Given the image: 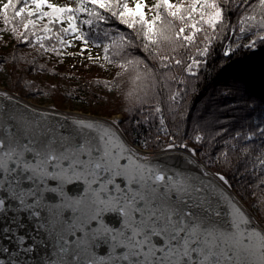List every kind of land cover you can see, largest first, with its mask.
I'll list each match as a JSON object with an SVG mask.
<instances>
[{
    "label": "snow or ice",
    "instance_id": "1",
    "mask_svg": "<svg viewBox=\"0 0 264 264\" xmlns=\"http://www.w3.org/2000/svg\"><path fill=\"white\" fill-rule=\"evenodd\" d=\"M0 20L14 47L57 56L73 55L66 49L77 41L80 55L100 49L102 56L88 59L119 71L96 83L118 89L134 101L125 111L147 112L144 122L158 119L166 134L165 112L175 113L186 90L171 87L186 84L176 68L196 76L217 41H229L225 57L264 45V0H0ZM27 63L34 65L35 57ZM0 97L12 99L5 92ZM15 119L0 121V213L26 214L55 237L58 259L48 264H264V222L244 211L222 173L213 174L217 184L205 182L206 169L197 179L153 165L126 139L119 118H72V133L31 121L14 131ZM170 139L167 150L177 147ZM192 139L201 144L204 136ZM231 139L237 143L226 142L231 148L217 160L229 162V151H239L251 165L249 186L264 189V122ZM179 147L198 153L187 143ZM252 207H264V197Z\"/></svg>",
    "mask_w": 264,
    "mask_h": 264
},
{
    "label": "trees",
    "instance_id": "2",
    "mask_svg": "<svg viewBox=\"0 0 264 264\" xmlns=\"http://www.w3.org/2000/svg\"><path fill=\"white\" fill-rule=\"evenodd\" d=\"M235 20L236 17L233 16V23ZM12 38L14 39L13 36ZM16 43L17 41L14 39L9 51L0 52V58H3L0 60V65L6 64L5 66H8L6 82L8 90L16 92L20 96L29 97L37 93L33 89L34 82L30 80L28 75L39 71L60 75V77L67 78L70 81H78L77 85L71 86L66 92H62V95L85 103L92 101L93 98L89 95L95 94L93 92L94 85H104L103 83H96V81H106L104 78H95L89 73L72 72L68 67L64 70H58L53 62L41 60L30 54L28 47H14ZM228 43L227 40L214 43L212 54L208 57L206 66L194 69L197 72L196 76H188L182 68L174 70L178 78L186 79V84L177 85L173 83L171 87L173 90L177 88H185L186 90L182 94L180 103L175 106V113L165 112L168 126L167 135L173 136L177 148H180L179 145L183 143H187L189 147H196L198 149L197 157L200 161L215 173H222L232 185V190L264 222V207L259 209L252 207L257 202L258 197H264V189L249 186L250 183H254L252 175L246 172V168L251 165L241 157L239 151H229V162L217 160L221 153L231 148V144L226 145V142L237 143V141L231 139L237 132L247 134L251 130L255 131L257 124L264 122V45H258L255 49L241 47L233 54L225 57L223 52L225 45ZM232 43H235V41H232ZM241 43H247V40L241 41ZM24 54H27L26 59L18 60L15 63L11 61L12 56ZM187 55L189 53H184L185 57ZM33 57H35V64L29 65L27 61L32 60ZM40 65H43V69L40 68ZM31 67H35L36 70H29ZM22 85L25 89L21 88ZM128 102H132V100H128ZM235 103H237V107H235ZM243 104L248 106V110H243ZM228 105L239 110L238 115H240V118L246 116L247 119H253V124L243 125V129L237 130L238 128L236 129V126H233L234 124H231V126L218 123L220 118L227 115L225 107ZM120 107L118 110L123 113L124 119L120 121L121 129L126 130V134L133 136L139 146L149 147L153 151L165 148L168 143L166 144V139L161 134L162 131L159 130L158 119L150 118L147 122H144V116L148 115L147 112L125 111L126 108L133 109L134 102L130 105L125 104L124 107L120 105ZM108 114L110 115V113ZM202 118H205L207 123L212 128L214 126V128L209 129L210 131L201 129L199 133L204 136V140L201 144H196L192 138L197 134L196 130L199 129V126L196 127L194 123L197 120L200 122ZM136 121H141V123L137 124ZM133 122L136 124H133ZM218 132L221 135L216 136L215 134ZM162 133L165 134V132ZM214 136L215 140L212 139ZM144 141L148 142L147 146H144ZM172 142L173 139L169 141V143ZM257 144H259V141H257ZM243 146L245 145H239V147ZM253 192L256 195H253Z\"/></svg>",
    "mask_w": 264,
    "mask_h": 264
},
{
    "label": "rangeland",
    "instance_id": "3",
    "mask_svg": "<svg viewBox=\"0 0 264 264\" xmlns=\"http://www.w3.org/2000/svg\"><path fill=\"white\" fill-rule=\"evenodd\" d=\"M53 2L62 4L65 2V0H53ZM132 2L133 0H129L130 4ZM145 2L151 4L154 2V0H145ZM3 28L4 25L2 23V20H0V29ZM13 40L14 39L12 38V34L10 33V31L8 32L0 31V52H5L7 50L9 51L10 46H12ZM80 47H81L80 42L78 41L73 42V46L67 48L66 52L74 53V54L73 55L65 54L64 56H57L54 53L40 54L39 52L31 48H27V49L30 54L37 56L39 59L53 62L58 70H64L65 68L68 67L72 70V72H78L81 74L89 73V75L95 78H104L106 81L111 80L112 77L115 75V73L118 71V68H113L110 65H106V64L104 65V67H101L100 65L104 64L103 60H101L99 64H93L92 61L88 59V56L89 55L96 56L97 54H100L102 56L103 53L100 51V49L92 48L90 53L88 51H85L83 55H80L79 54ZM5 65L6 64L0 65V89H4L9 92H12L8 90V87L6 86L8 66ZM28 77L30 78L31 81L34 82L33 89L36 90L37 93L30 95L29 97L20 96L16 92H12V93L17 94L18 96L23 97L34 104L67 111L74 115H92L96 117L107 118L109 120L119 118V121H121V119H123V113L120 112V110H118L121 108L120 105L124 107L125 104L130 105L132 102H134L133 100L132 102H128V100L123 99L118 89L110 91L109 88L105 87V85H94L93 92L95 94L89 95L93 99L90 103H85L78 99H72V97H65L62 95V92H66L69 88H71V86L77 85L79 83L78 81H70L67 78L60 77V75H55L50 72H42V71H39L35 74L30 73ZM53 85H55V88H53ZM129 87L132 86L129 85ZM21 88L25 89L24 85H22ZM234 105L235 107H237V103H235ZM235 107L231 105L226 106L225 112H227L226 113L227 115H224V117L220 118L218 123L227 124V125L234 124L233 126H236V129L238 128L237 130L239 129L241 130L243 125L244 126H247L249 124L252 125L253 119H247L246 116L240 118V115H238L239 110H237ZM243 107H244L243 110H248V106L244 105ZM103 112L104 113L108 112L110 113V115L108 113L104 114ZM133 124L136 123L133 122ZM194 125L196 127L199 126V129L196 130L197 132H201L200 131L201 129L210 131L209 129L212 130L214 128V126L212 128L210 124L207 123L205 118H202L200 122L198 120L195 121ZM118 126L121 128L120 123ZM161 134L166 139V144L167 143L169 144V141L171 140L170 137L173 138V136L172 135L169 136L166 133L163 134L162 132ZM125 136L129 141H134V145H138L136 139L133 136L126 133ZM140 150L142 153L146 155L160 153L164 151H175V150L186 151L183 148H177V147L171 150H167L166 146L163 150H159V151H153L152 149H149V147L144 148L143 146H140ZM188 154L191 155L190 153ZM193 158L197 159L201 164H204L202 161H200L197 155L194 156ZM205 166L209 168L207 165ZM209 170L213 174L215 173L210 168ZM230 190H232V188H230ZM232 192L234 193L236 198L240 200V202L245 206V208L249 210V212L252 214V216H254V218H256L260 222H263L254 210L252 211L248 208V206L245 204L243 199L234 190H232Z\"/></svg>",
    "mask_w": 264,
    "mask_h": 264
},
{
    "label": "water",
    "instance_id": "4",
    "mask_svg": "<svg viewBox=\"0 0 264 264\" xmlns=\"http://www.w3.org/2000/svg\"><path fill=\"white\" fill-rule=\"evenodd\" d=\"M0 92H5L12 98L0 97V106H2L0 107V121L7 120L9 116L17 117V119L10 121L14 131L21 129L25 121L40 122L45 126H51L57 132L72 133L74 132L71 125L72 118L109 120L92 115H74L56 108L37 105L4 89H0ZM147 156L153 165L173 172L179 171L197 179L202 176L201 169H206L208 176L204 177L205 182L212 180L214 183H221L214 177L209 168L197 159L191 158L194 156H189L184 150L164 151ZM69 187L75 194V189L72 186ZM228 191L244 211L252 217L253 221L260 223L236 198L232 190L228 189ZM111 222L115 223V220ZM21 223L23 227H20ZM5 227L9 228L10 231L5 233L3 231ZM20 236L25 238L22 244L18 242ZM4 248H7L8 251H2ZM28 248H31V251H28ZM57 248L55 237L38 228L33 220L27 218L26 214H14L11 210L6 215L0 213V261H3V264H13V261H16L17 264H48L49 261L58 259Z\"/></svg>",
    "mask_w": 264,
    "mask_h": 264
},
{
    "label": "bare ground",
    "instance_id": "5",
    "mask_svg": "<svg viewBox=\"0 0 264 264\" xmlns=\"http://www.w3.org/2000/svg\"><path fill=\"white\" fill-rule=\"evenodd\" d=\"M135 146V145H134ZM189 156H191V155H189ZM191 158H193V157H191Z\"/></svg>",
    "mask_w": 264,
    "mask_h": 264
}]
</instances>
